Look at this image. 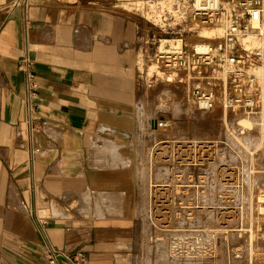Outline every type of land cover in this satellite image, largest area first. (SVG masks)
I'll return each instance as SVG.
<instances>
[{
	"label": "crops",
	"instance_id": "obj_1",
	"mask_svg": "<svg viewBox=\"0 0 264 264\" xmlns=\"http://www.w3.org/2000/svg\"><path fill=\"white\" fill-rule=\"evenodd\" d=\"M140 28L118 0H0V264H46L47 245L148 264L130 211L136 154L160 136Z\"/></svg>",
	"mask_w": 264,
	"mask_h": 264
},
{
	"label": "rangeland",
	"instance_id": "obj_2",
	"mask_svg": "<svg viewBox=\"0 0 264 264\" xmlns=\"http://www.w3.org/2000/svg\"><path fill=\"white\" fill-rule=\"evenodd\" d=\"M118 2L140 20L138 68L147 92L145 107L172 122L166 130L151 132L160 140L152 142L148 153L124 163L132 166L134 159L139 165L130 212L142 233L146 262L264 264V204L258 198L264 174L257 171L264 164V143L257 146L252 140L246 147L244 139L236 140V133L244 135L237 128L238 117L247 114L192 107L188 77L149 60L160 27L137 14L131 0ZM211 26L199 25L190 38L216 39L202 34ZM170 74L173 79L167 80ZM257 126L246 132L250 139L260 130L264 138Z\"/></svg>",
	"mask_w": 264,
	"mask_h": 264
},
{
	"label": "built area",
	"instance_id": "obj_3",
	"mask_svg": "<svg viewBox=\"0 0 264 264\" xmlns=\"http://www.w3.org/2000/svg\"><path fill=\"white\" fill-rule=\"evenodd\" d=\"M132 9L158 25L162 34L153 38L149 60L156 67L185 74L190 80L187 98L202 111L221 108L254 118L264 131V0H131ZM29 0H13V5ZM199 25L221 26L219 38L191 39ZM255 37L257 41L251 39ZM142 47H140V50ZM31 59L19 66L29 68ZM32 76V74H30ZM143 81V72H139ZM181 81V80H180ZM35 86V84H33ZM152 129L166 130L171 120L149 118ZM258 172L264 174V164ZM259 202L264 204V184ZM89 264L82 250H62L47 245L46 264Z\"/></svg>",
	"mask_w": 264,
	"mask_h": 264
},
{
	"label": "bare ground",
	"instance_id": "obj_4",
	"mask_svg": "<svg viewBox=\"0 0 264 264\" xmlns=\"http://www.w3.org/2000/svg\"><path fill=\"white\" fill-rule=\"evenodd\" d=\"M223 33H224V28L221 27V26H211L209 29H203L202 30V34H203L204 37H210V36L211 37H213V36H219L220 37L221 35H223ZM219 37H217V38H219ZM204 39H206V38H204ZM251 39H253L254 41H257V39L255 37H251ZM172 79H173V76L170 74L167 77V80H172ZM255 124L256 123H255L254 118H252L250 115H241V116H239L238 117V122H237V125H238L237 128H239L240 133L244 134V135H242L243 136L242 137L240 135H237V133H236V135H235L236 136V140L238 139V140L242 141V139H244L246 141L245 142L246 143V147L247 146L249 147V145L252 143V140H254L255 143L259 142L257 144V146L263 144L264 143V138H263V136H261V137L259 136L261 130L259 131V134H258V136L256 138H251L250 139V137L248 135H246V132H248L249 134L252 133V130L255 128ZM239 125H240V127H239ZM256 126H257V124H256Z\"/></svg>",
	"mask_w": 264,
	"mask_h": 264
}]
</instances>
